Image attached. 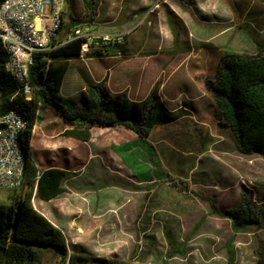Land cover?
I'll return each instance as SVG.
<instances>
[{"label":"rangeland","instance_id":"obj_1","mask_svg":"<svg viewBox=\"0 0 264 264\" xmlns=\"http://www.w3.org/2000/svg\"><path fill=\"white\" fill-rule=\"evenodd\" d=\"M91 1L89 18L85 0H69L70 19L89 26L93 54L66 62L55 96L91 113L98 109L91 86L100 85L110 105L121 96L139 113L157 86L151 127L146 143L120 124L95 125L82 140L67 134L72 125L58 111L44 108L32 154L73 177L57 199L35 197L34 207L64 231L70 250L105 264H264V157L238 150L206 85L224 52H257L264 0ZM101 34L115 42L102 47ZM155 160L178 181L160 179ZM243 192L262 213L259 224L236 232L210 201L231 208ZM13 193L0 188V205ZM63 260L48 250L38 264Z\"/></svg>","mask_w":264,"mask_h":264},{"label":"trees","instance_id":"obj_2","mask_svg":"<svg viewBox=\"0 0 264 264\" xmlns=\"http://www.w3.org/2000/svg\"><path fill=\"white\" fill-rule=\"evenodd\" d=\"M68 3L69 0H66L59 31L61 38L56 39L59 45L50 51L37 52L29 67L30 96L21 90L20 85L4 69L6 53L0 45V114L15 108L29 119L21 139L28 156L26 186L9 194L11 202L8 205H0V264H38L40 253L47 249H58L63 254L64 264H82L85 260L105 264L103 258L69 252L64 231L33 205L34 194L42 199H51L65 191L66 183L73 177L70 171L60 167L40 168L29 152L34 127L42 119L44 108L58 111L72 125L67 129V134L75 138L89 140L91 127L95 125L120 124L136 131L144 142L151 127L149 120L156 108L157 86L148 95L146 105L139 113L129 110L121 96H117L110 105L100 85L91 86L98 104V109L91 113L77 111L67 102L56 98L55 93L61 90L68 70L66 62L80 58L82 45L88 40L86 36H75V30L79 27L68 16ZM85 9L90 18L91 0H85ZM89 20L85 19L87 23ZM86 27L89 29V26ZM96 38L101 41L99 37ZM88 45V53L93 54L91 47L94 43L88 40ZM110 45L104 43L102 47ZM206 85L214 98L220 122L231 130L238 150L246 155L258 154L264 157V41L257 43V52L254 54L224 52ZM155 163L159 168L160 179L172 183L178 181L158 160ZM210 204L215 213L230 219L236 232L260 223L261 207L257 208L245 192L234 207L221 209L213 201ZM199 225L200 222L195 228ZM227 246L229 258L233 261L235 252L232 239L227 241Z\"/></svg>","mask_w":264,"mask_h":264},{"label":"built area","instance_id":"obj_3","mask_svg":"<svg viewBox=\"0 0 264 264\" xmlns=\"http://www.w3.org/2000/svg\"><path fill=\"white\" fill-rule=\"evenodd\" d=\"M65 5L66 0H3L0 4V45L6 53L3 66L9 74L17 73L16 81L28 96L32 93L29 67L37 52L50 51L59 45L56 39ZM75 36L90 40L92 34L87 28V35H80L77 28ZM98 37L105 44L115 42L109 34ZM88 40L82 45L81 56L88 52ZM19 122H26L27 129L29 119L18 109L0 114V187L14 188L18 175H26L19 172L20 155L14 143V136H20L16 133Z\"/></svg>","mask_w":264,"mask_h":264},{"label":"bare ground","instance_id":"obj_4","mask_svg":"<svg viewBox=\"0 0 264 264\" xmlns=\"http://www.w3.org/2000/svg\"><path fill=\"white\" fill-rule=\"evenodd\" d=\"M62 20H63V18H61V20H60V28H58V32L61 29ZM80 35H87V28H84L83 30L80 29ZM10 75L12 76V78L15 81L17 80V73H10ZM17 83H18V85H20L19 82H17ZM21 90H22V88H21ZM9 110H11V109H9ZM25 130H26V122H19L16 125V133L20 134V136H14V143L17 144L18 153L20 155V159H19V172L20 173H26V169H27V154H26V151H25L23 144H22V141H21V139L24 136ZM30 148H31V143H30ZM25 185H26V175H18L17 181H15V184H14V188H13V186H4V187H0V188L20 191L23 188H25Z\"/></svg>","mask_w":264,"mask_h":264},{"label":"crops","instance_id":"obj_5","mask_svg":"<svg viewBox=\"0 0 264 264\" xmlns=\"http://www.w3.org/2000/svg\"><path fill=\"white\" fill-rule=\"evenodd\" d=\"M35 128V127H34ZM33 133H34V130H33ZM32 137H33V135H32ZM36 160V159H35ZM38 165L40 166V168H48V167H52V166H42L41 164H39L38 163ZM57 167V166H56ZM64 192V191H63ZM62 192V193H63ZM62 193H60V194H58V195H56L55 197H52L51 199H42V198H40L39 196H37L36 194H34V196H33V199L32 200H35L34 198L35 197H37V198H39V200H41L42 202H52V201H54L55 199H57ZM46 217V216H45ZM47 218V217H46ZM48 220H50L49 218H47ZM53 224H55L56 225V223H54L52 220H50ZM57 226V225H56ZM48 250H51V251H58L59 252V250L58 249H47V250H44V251H42V252H45V251H48ZM68 250H69V252H71V251H76V250H70V246L68 245ZM41 252V253H42ZM76 252H80V251H76ZM40 253V254H41ZM80 253H83V252H80ZM39 261H40V256H39ZM99 264H102V263H100V262H98ZM83 264V263H82Z\"/></svg>","mask_w":264,"mask_h":264}]
</instances>
